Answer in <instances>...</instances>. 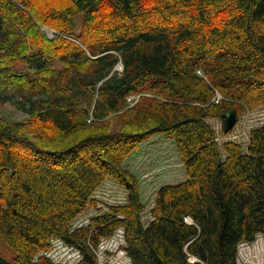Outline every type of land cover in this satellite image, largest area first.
<instances>
[{
    "label": "trees",
    "instance_id": "obj_1",
    "mask_svg": "<svg viewBox=\"0 0 264 264\" xmlns=\"http://www.w3.org/2000/svg\"><path fill=\"white\" fill-rule=\"evenodd\" d=\"M0 102L29 116L0 115V264H65L40 254L53 237L99 264L119 228L132 264H239L264 240V125L220 145L208 120L264 107V0H0ZM159 133L187 179L145 224L124 163ZM107 177L126 201L73 226Z\"/></svg>",
    "mask_w": 264,
    "mask_h": 264
},
{
    "label": "rangeland",
    "instance_id": "obj_2",
    "mask_svg": "<svg viewBox=\"0 0 264 264\" xmlns=\"http://www.w3.org/2000/svg\"><path fill=\"white\" fill-rule=\"evenodd\" d=\"M50 1L59 2L60 0ZM82 18L83 14L73 17L77 31L81 28ZM42 30L50 38H53L58 33L47 27H43ZM116 69L121 71L123 68L118 64ZM135 98H138V96H129L128 100L132 102ZM0 115L8 122L21 121L29 117L25 112L14 108L10 103L1 102ZM208 120L216 130L217 142L220 145L226 140H238L244 143L248 142L249 131L253 126L264 125V107L246 110L240 116L239 121L230 134H224L223 132V116L214 119L209 118ZM241 126L242 139L236 136H239ZM124 166L133 172L139 180V189L146 207L142 215L145 224L150 220L149 211L153 205L157 190L163 185L178 184L187 179L174 139L162 133L156 134L142 142L127 157ZM93 195L97 201L91 203L81 212L74 220L73 226L86 225L91 217L107 211L108 205L123 203L128 196L126 188L113 177H107ZM120 231H124V229L119 228L112 237L104 238L101 241L96 249L99 264H132L129 256L122 253L125 246V235L121 237ZM254 242L255 246L253 248L243 244L239 247V264H264V240L261 235H258ZM50 243L52 248L40 254L65 264H76L82 259V254H78V250L65 244L61 239L53 237ZM0 253L8 260H12L15 255L10 246L2 239H0Z\"/></svg>",
    "mask_w": 264,
    "mask_h": 264
},
{
    "label": "water",
    "instance_id": "obj_3",
    "mask_svg": "<svg viewBox=\"0 0 264 264\" xmlns=\"http://www.w3.org/2000/svg\"><path fill=\"white\" fill-rule=\"evenodd\" d=\"M119 64L123 68L122 62H120ZM237 120H238V116H237V113H236V111L234 109L225 112L223 114V127H224V130L227 131V132L231 131L235 127V125L237 124Z\"/></svg>",
    "mask_w": 264,
    "mask_h": 264
},
{
    "label": "built area",
    "instance_id": "obj_4",
    "mask_svg": "<svg viewBox=\"0 0 264 264\" xmlns=\"http://www.w3.org/2000/svg\"><path fill=\"white\" fill-rule=\"evenodd\" d=\"M218 93H219V92H217L216 95H215V97H214V100H215L216 102H219V100L222 98L221 94H220V93L218 94ZM220 96H221V98H220ZM215 131H216V130H215ZM236 136H237V138H239L240 134H239V136H238V135H236ZM216 140H218L217 137H216ZM234 141H236V140H234ZM187 220L190 221V218L188 217ZM120 233H121L120 236H121V237H124V231H120ZM77 252H78V254L80 253V251H77ZM122 253L127 255V252H126L125 249L122 250Z\"/></svg>",
    "mask_w": 264,
    "mask_h": 264
},
{
    "label": "crops",
    "instance_id": "obj_5",
    "mask_svg": "<svg viewBox=\"0 0 264 264\" xmlns=\"http://www.w3.org/2000/svg\"><path fill=\"white\" fill-rule=\"evenodd\" d=\"M241 142V141H240ZM260 236V235H259ZM261 237H262V235H261ZM244 246H247V247H250V248H253L255 245V242H244V243H242ZM241 244V245H242ZM252 244H253V246H252ZM240 245V246H241Z\"/></svg>",
    "mask_w": 264,
    "mask_h": 264
}]
</instances>
